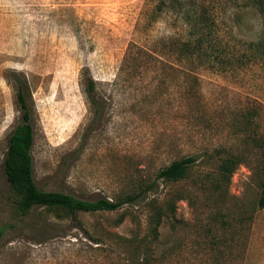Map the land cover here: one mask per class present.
Wrapping results in <instances>:
<instances>
[{"label": "rangeland", "instance_id": "374dc122", "mask_svg": "<svg viewBox=\"0 0 264 264\" xmlns=\"http://www.w3.org/2000/svg\"><path fill=\"white\" fill-rule=\"evenodd\" d=\"M146 3L0 0V264H131L123 238L145 237L151 214L147 200L63 217L45 206L19 209L4 170L9 137L23 121L17 88L7 79L11 70L25 73L31 85L40 189L118 199L157 180L149 197L173 196L182 222L171 232L164 221L154 264H264V208L256 207L259 154L248 136L256 135V108L264 132V65L180 68L169 54L167 62L141 55L135 44L161 48L162 38L180 32L178 21L165 14L152 25L141 21ZM227 13L222 28L230 31L231 44L259 35L257 13L243 15L235 7ZM130 47L138 59L122 68ZM89 79L95 81L98 114L85 93ZM247 114H254L253 123ZM217 146L245 158L225 204L211 199L201 183L216 172L215 159L179 182L157 178L172 161ZM244 210L253 216L246 231L238 221ZM227 211L229 229L212 218Z\"/></svg>", "mask_w": 264, "mask_h": 264}, {"label": "trees", "instance_id": "16d2710c", "mask_svg": "<svg viewBox=\"0 0 264 264\" xmlns=\"http://www.w3.org/2000/svg\"><path fill=\"white\" fill-rule=\"evenodd\" d=\"M230 7L237 8L243 15L249 12L257 13L261 20V30L256 38L241 40L242 44H231L230 31L224 32L222 28V22L227 17ZM143 14L141 21L147 25L158 22L164 14L172 16L178 21L180 32L162 38L161 48L151 49L143 44H135L141 55L147 54L155 60L165 61L164 55L169 54L172 59L170 61L180 68L199 64L217 71H225L233 69L238 64L264 65V0H147ZM137 59L133 48L130 47L124 57L122 68L132 65ZM7 79L17 88V103L22 110L23 119L9 137V146L4 158L5 174L18 194L16 204L19 209L28 213L35 206H45L49 211H54L59 217H63L80 211H116L128 203L147 200L146 204L151 214L146 236L140 240L123 238V244L131 249V264H154L162 243L160 228L164 221L170 223L171 232H175L178 224L182 222L176 217V199L172 196L162 201L157 196L149 197L148 194H155L160 186L157 180L150 182L138 192L118 199L101 197L86 200L62 191L40 189L34 179L32 149L35 133L32 123L31 85L26 74L18 70H11ZM85 93L98 114L101 107L96 99L97 90L93 79H89L86 83ZM253 115H245L249 124L254 122ZM259 116V109L256 108V135L248 136L256 141V151L259 154L256 160V180L261 186V191L256 207L262 209L264 208V132L259 124ZM214 159L218 161L216 172L206 174L201 183L207 185L211 199L220 205L225 204L230 194L232 177L245 159L243 154L228 152L222 146L214 147L213 150L205 149L172 161L159 170L157 178L179 182L187 178L196 165H207ZM177 195V199H183L181 194ZM252 217L247 210L242 211L238 216V221L244 225V231L247 230V222ZM212 218L214 220L220 218L223 222H227L229 225L227 229L233 225L230 211L219 212ZM2 235L3 231L0 229V240ZM213 245V248L218 249L219 241L215 239ZM228 246L231 247L229 244ZM168 251L163 250L161 255L168 254Z\"/></svg>", "mask_w": 264, "mask_h": 264}]
</instances>
